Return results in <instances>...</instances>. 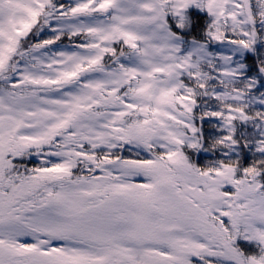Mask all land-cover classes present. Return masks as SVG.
Returning <instances> with one entry per match:
<instances>
[{
  "label": "snow or ice",
  "instance_id": "obj_1",
  "mask_svg": "<svg viewBox=\"0 0 264 264\" xmlns=\"http://www.w3.org/2000/svg\"><path fill=\"white\" fill-rule=\"evenodd\" d=\"M0 264H264V0H0Z\"/></svg>",
  "mask_w": 264,
  "mask_h": 264
}]
</instances>
